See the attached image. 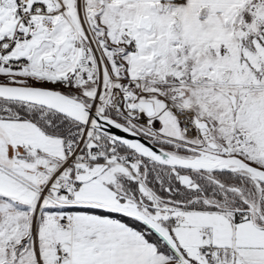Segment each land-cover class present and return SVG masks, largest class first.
I'll use <instances>...</instances> for the list:
<instances>
[{"label":"snow or ice","instance_id":"obj_1","mask_svg":"<svg viewBox=\"0 0 264 264\" xmlns=\"http://www.w3.org/2000/svg\"><path fill=\"white\" fill-rule=\"evenodd\" d=\"M0 264H264V0H0Z\"/></svg>","mask_w":264,"mask_h":264}]
</instances>
